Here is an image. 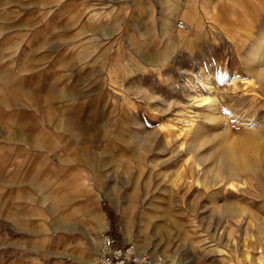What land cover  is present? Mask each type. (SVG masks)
Segmentation results:
<instances>
[{
	"label": "rangeland",
	"instance_id": "rangeland-1",
	"mask_svg": "<svg viewBox=\"0 0 264 264\" xmlns=\"http://www.w3.org/2000/svg\"><path fill=\"white\" fill-rule=\"evenodd\" d=\"M238 1L210 14L206 0H0V254L5 241L17 250L5 260L69 255L99 209L103 232L171 264H264V83L253 91L251 56L264 0ZM180 21L201 40L180 43ZM231 144L252 159L234 172L221 158Z\"/></svg>",
	"mask_w": 264,
	"mask_h": 264
},
{
	"label": "bare ground",
	"instance_id": "bare-ground-1",
	"mask_svg": "<svg viewBox=\"0 0 264 264\" xmlns=\"http://www.w3.org/2000/svg\"><path fill=\"white\" fill-rule=\"evenodd\" d=\"M208 3L210 4L209 7L211 10L215 11L216 8H215V3L214 1L212 0H207ZM223 3H225L224 6L227 5V3L224 1V0H221ZM259 2V1H258ZM247 4V1H238L237 0V7H238V10H242L245 5ZM248 9V8H247ZM263 11V10H262ZM242 12V11H241ZM240 14V13H238ZM244 18V16H241V18ZM253 17H254V23H255V26L257 27L258 26V22L257 20L260 19V16H259V13L256 11V9H254L253 11ZM248 19V18H247ZM196 16L192 19V23H195L196 22ZM244 21V20H243ZM184 23V22H182ZM238 23H241L238 22ZM242 23H245V27L247 25L246 22H242ZM197 28V27H196ZM255 28V27H254ZM245 31H247V28H245ZM203 32V31H202ZM248 32V31H247ZM246 32V34H247ZM244 32L242 31L236 38H237V45H238V49H240V47H246L247 43L249 40H247L246 37H244L243 34ZM250 33V32H249ZM253 33V30L252 32L250 33L249 36H251ZM182 38H179V41L181 40L182 42L183 41H187V43L189 44H193L195 45L197 42H199L200 37H201V33H199L198 29H194V30H188L184 35H181L179 34ZM176 38V36H174ZM252 60H253V65H252V68L254 69L253 72H252V82H254V92L258 93V90H261V87H262V84L264 83V41L260 40L255 46L254 48L252 49ZM251 59V57H250ZM199 80H201V76L198 75L197 76ZM210 81V80H209ZM211 82V81H210ZM212 85V84H210ZM212 106H211V109H212V112L215 114L216 110H217V105L214 103V101L212 100ZM213 117V116H212ZM194 122H192V124L189 126V128L187 130H185L184 132V135H183V138H186L189 136V134L191 133L192 129L194 128ZM183 133V132H182ZM222 161H224L225 165H227L229 167L230 170H232L233 172L240 166V165H244L243 162H251L252 159H248L246 156H245V152H242L241 148H239V146L237 145H229L227 148H225V151L222 153ZM150 208L153 207L152 204H150L149 206ZM135 208H136V204L132 205V206H127L125 208V216H130L134 213L135 211ZM100 213V212H99ZM145 214L143 215V217L145 218L144 222L148 221V212H144ZM100 217H101V223H102V228L103 230L106 229V219L104 218V215L103 213L101 212L100 213ZM124 228L126 229L127 233L129 234L130 231H131V228H132V221H128L127 223H125L124 225ZM141 235V234H140ZM100 240H101V237H100ZM99 242V241H98ZM97 243V242H96ZM101 244V242H100ZM139 249L140 251L142 252H145L147 247L142 243L140 242L139 243ZM142 246V247H140ZM99 253H100V248H99ZM163 255L165 253H162ZM166 255V254H165ZM167 256V255H166ZM168 257V256H167ZM99 258V257H98ZM170 259V258H169ZM171 260H173V258L171 257ZM175 264V263H174Z\"/></svg>",
	"mask_w": 264,
	"mask_h": 264
},
{
	"label": "crops",
	"instance_id": "crops-1",
	"mask_svg": "<svg viewBox=\"0 0 264 264\" xmlns=\"http://www.w3.org/2000/svg\"><path fill=\"white\" fill-rule=\"evenodd\" d=\"M212 1L217 3V0H212ZM221 3L223 2L221 1ZM209 5L210 4L206 0V6L207 8H209L211 14L213 10L210 9ZM196 19L198 18L196 17ZM166 29L168 30V28ZM170 33H171L170 34L171 39L178 42V40L174 37L177 36L176 33L172 30H170ZM180 43L184 44L185 41L182 42L180 40ZM121 88H125V86L121 85ZM1 208L2 207H0V218H6L3 211L4 208H2L3 210ZM99 212L101 213V210L97 209L95 213L92 214L93 224L91 225V227L83 229L84 233H82V235H87L89 237V240H87L88 244L84 245L83 243H81V240L79 239L71 240L72 243L70 244V247L66 250V252L70 253L69 255L67 256L62 255V252H60V254L56 252V254L53 255L51 253H45V252L43 253V252H37L36 250L35 251L31 250L27 255L28 260H24V261L17 259L5 260L4 258L5 256L13 255V253L17 251L13 247L12 245L13 243L11 242L9 243L5 241L3 244L4 250L2 254H0L1 256L0 264H92L94 261L93 258L95 256L99 257V248H100L99 234L103 232L101 217ZM28 240H29V245L31 247L36 246L37 250H42L49 247V239L47 238L43 242H38V239L36 237L31 236ZM61 249H63V247ZM51 250L53 252L56 251V249L55 250L51 249Z\"/></svg>",
	"mask_w": 264,
	"mask_h": 264
},
{
	"label": "built area",
	"instance_id": "built-area-1",
	"mask_svg": "<svg viewBox=\"0 0 264 264\" xmlns=\"http://www.w3.org/2000/svg\"><path fill=\"white\" fill-rule=\"evenodd\" d=\"M178 25L181 30H189L188 25L181 21ZM100 242L99 258L94 264H171L163 254L141 252L133 243H121L110 229L101 234Z\"/></svg>",
	"mask_w": 264,
	"mask_h": 264
}]
</instances>
